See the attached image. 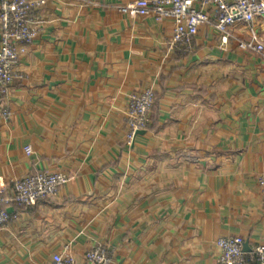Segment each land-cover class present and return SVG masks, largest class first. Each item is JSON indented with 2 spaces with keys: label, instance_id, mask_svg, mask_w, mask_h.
I'll use <instances>...</instances> for the list:
<instances>
[{
  "label": "crops",
  "instance_id": "crops-1",
  "mask_svg": "<svg viewBox=\"0 0 264 264\" xmlns=\"http://www.w3.org/2000/svg\"><path fill=\"white\" fill-rule=\"evenodd\" d=\"M43 1L23 78L0 90V200L24 175L72 178L0 202V264H52L65 245L76 264L97 245L111 264H215L219 238L264 245V51L239 48L248 26L172 46L169 20L118 11L135 0ZM252 28L264 41V16ZM148 88L149 127L128 143V96Z\"/></svg>",
  "mask_w": 264,
  "mask_h": 264
},
{
  "label": "built area",
  "instance_id": "built-area-1",
  "mask_svg": "<svg viewBox=\"0 0 264 264\" xmlns=\"http://www.w3.org/2000/svg\"><path fill=\"white\" fill-rule=\"evenodd\" d=\"M43 0H0V90L6 92L23 75L18 70L21 54L39 33L41 19L38 11ZM210 8V10H209ZM119 12L130 17L151 15L155 21L169 20L172 23L171 45L189 47L199 27L212 25L223 34L229 27L244 23L249 28L248 41L238 44L240 49L261 54L264 41L258 39L252 24L264 16V0H135L119 7ZM154 93L148 88L128 96L125 113L126 141L132 143L136 134L149 127V113ZM0 114L8 118L10 111L0 103ZM26 153L30 149L26 148ZM71 176L59 172H42L24 175L13 185L11 197L0 202L19 206L34 205L38 200L54 196L60 187L71 181ZM257 183L264 189V171ZM11 216L0 207V229ZM215 264H264V245L254 247L249 253L243 250L239 237L216 240ZM68 245L52 256V264H76L69 255ZM111 253L106 246H93L84 253L83 264H111Z\"/></svg>",
  "mask_w": 264,
  "mask_h": 264
},
{
  "label": "water",
  "instance_id": "water-1",
  "mask_svg": "<svg viewBox=\"0 0 264 264\" xmlns=\"http://www.w3.org/2000/svg\"><path fill=\"white\" fill-rule=\"evenodd\" d=\"M140 132H143V131H140ZM140 132H138V133H140Z\"/></svg>",
  "mask_w": 264,
  "mask_h": 264
},
{
  "label": "trees",
  "instance_id": "trees-1",
  "mask_svg": "<svg viewBox=\"0 0 264 264\" xmlns=\"http://www.w3.org/2000/svg\"><path fill=\"white\" fill-rule=\"evenodd\" d=\"M153 103H154V101H153Z\"/></svg>",
  "mask_w": 264,
  "mask_h": 264
}]
</instances>
